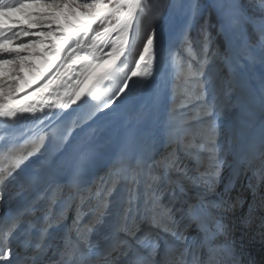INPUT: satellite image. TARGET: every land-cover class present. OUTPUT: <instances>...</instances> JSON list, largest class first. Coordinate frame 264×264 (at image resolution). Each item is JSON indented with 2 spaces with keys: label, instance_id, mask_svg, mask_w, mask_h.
Here are the masks:
<instances>
[{
  "label": "snow or ice",
  "instance_id": "snow-or-ice-1",
  "mask_svg": "<svg viewBox=\"0 0 264 264\" xmlns=\"http://www.w3.org/2000/svg\"><path fill=\"white\" fill-rule=\"evenodd\" d=\"M214 6L218 30L250 59L255 57L245 28L255 26L264 62V0H257L259 16L247 14L240 0H216ZM170 8L173 14L148 34L134 67L125 72L121 65L134 53L147 0H0V119L38 118L90 102L111 111L128 94L129 80L152 76L157 60L168 65L175 101L169 151L150 161L125 148L122 159L130 161L131 178L121 186L104 180L102 187L85 189L83 156L73 161L67 183L55 179L53 159L29 170L42 137L28 139L30 132L12 124L0 141V264H41L45 234L62 223L63 210L45 213L35 242L31 225L34 213L43 211L40 202L47 200L51 208L58 194L76 216L46 264H241L224 239L231 233L224 216L241 200L233 195L241 173L252 172L264 183V136L259 155L240 126L233 129L232 144L220 143L212 119V69L229 58L207 27L193 35L199 0ZM17 197L23 202L11 208ZM192 229L196 238L188 235ZM160 233L167 238L161 241ZM13 236L23 239L14 246Z\"/></svg>",
  "mask_w": 264,
  "mask_h": 264
},
{
  "label": "bare ground",
  "instance_id": "bare-ground-1",
  "mask_svg": "<svg viewBox=\"0 0 264 264\" xmlns=\"http://www.w3.org/2000/svg\"><path fill=\"white\" fill-rule=\"evenodd\" d=\"M175 2L179 3L180 0H175ZM172 14L173 10L171 9L167 18ZM176 14L182 16L183 13L177 9ZM257 67L258 77L261 78L264 86V66L259 64ZM170 79L171 76L169 74L168 65L160 60H157L154 64L152 76L146 78H133L129 83L128 94L124 96L123 99H118L119 102L115 104L111 111L104 109L101 111V114L98 115L99 117L97 116V121L90 120L88 123L85 122L86 124L74 132L71 140L68 142V144L73 143L70 150L67 149V144L66 148L54 159V167L59 170V174L55 176V179L63 183L69 182L71 180L72 163L81 156L84 157L82 182L85 189L92 184L91 182L94 181L97 173L99 174L101 170L112 165L117 168L119 163L126 164L123 168H117L121 180H129L130 174L128 171V164L130 161L125 162L122 159L125 148L136 157H142L150 161L154 160L153 158L156 154L157 145L162 143L161 146H163L166 143L163 140L169 135V126L173 116L172 114H168L171 111V106H169L168 103L171 96L170 89L172 90L173 87L170 83ZM145 95V99H148L147 102L149 103L148 107L144 109L142 108L144 103L142 98H144L143 96ZM122 106H124V109L126 108L128 113L123 114L122 118L119 117L118 122H116L114 117ZM55 110L57 109H54V111ZM61 112L62 110H57L55 114L54 112L52 114L49 112V115L45 114L41 119L24 117L19 121L11 123L0 119V141H3L9 134L12 124H16V128L22 131H27L25 129H28V132H30L33 129L34 131L30 133L36 134L38 131L42 130L48 122H52V120L56 121ZM50 116L52 119L48 118ZM116 117H118V115ZM255 117L251 119L248 111L245 110L239 126L243 129L246 142L252 138L260 139V141L255 144L256 150L258 151L261 147V138L264 136V111L255 115ZM36 119H38L36 122L30 124ZM23 122L24 124H22ZM109 130H111V134L108 132ZM102 131L103 134H99L102 133ZM98 134V140L103 138L101 143L95 142ZM104 135L106 136L105 140ZM105 141H107V143L104 145ZM94 146L96 148H94ZM38 162L32 164L28 169L31 170L36 168L34 165H38ZM253 183H255L254 179H249V184L253 186ZM253 188L255 191V186L250 189L252 190ZM248 192L251 193V191H247V193ZM37 194H39V190L34 195ZM220 195L223 194L221 193ZM22 202L23 198L21 197L15 202L12 208H16ZM243 207H245L243 210L244 213L242 210H237L236 213L230 210L227 215L224 216V220L230 226L231 231H233V229H239L240 231L244 230L241 224L243 219L248 215L251 204H243ZM65 208L66 211L71 213L72 209H68L65 205L60 207L59 212L61 210L64 212ZM238 214H240L239 217L237 216ZM44 215L45 213L43 212L42 216ZM69 215L70 214L65 215L66 219L63 220L62 223L50 228L44 242L50 244L49 239L51 238L53 245L50 246H55L63 241L65 233L67 232V227L71 226L68 222ZM239 218L242 219L239 221ZM247 221L248 217L244 219L245 225H247ZM49 223H51V220ZM31 226L33 242H35L36 233L39 231V228L34 225ZM236 237V241L240 244L238 247L246 250V252L250 254L254 264H258L260 260L264 261V248H258V246L254 245V233L241 234ZM95 238L94 236L93 239ZM19 239H23V237ZM19 239L17 236H13L12 238L13 242L17 243Z\"/></svg>",
  "mask_w": 264,
  "mask_h": 264
},
{
  "label": "rangeland",
  "instance_id": "rangeland-1",
  "mask_svg": "<svg viewBox=\"0 0 264 264\" xmlns=\"http://www.w3.org/2000/svg\"><path fill=\"white\" fill-rule=\"evenodd\" d=\"M172 1L173 0H171L170 5L172 4ZM215 2L216 0H199V3L201 5V11H200V15L197 16L195 19L193 35H196L197 30L200 29L201 26L207 27L209 32L212 33V36L215 40V47L218 49L223 47V49L226 52V55L229 58V62L227 64L221 62L219 66H214L212 69V72L214 73V77H215V91L213 93L212 98L214 99L217 105L216 115L212 117V119L215 120L218 126L220 132V143L232 144L233 129L239 126L244 111L245 110L248 111L251 119H254L255 115H258L261 111H264V103H262V97H264V86L261 81V78H259L257 74V68H258L257 66L259 64H262L264 66V62H261L260 59V53L262 48H261V43L256 36L255 26L248 25L245 28V39L248 41V46L252 50L251 54L254 55L255 57L254 59H250V54L245 52L244 48L240 44L236 43L235 41L230 42L229 38L218 30V13L214 6ZM240 3L242 4L243 9L247 14L253 16L260 15V9L257 7V0H240ZM170 5L168 6L167 12L166 14H164L161 20L162 22L158 26L157 30L164 23L167 13L170 9ZM145 31H147V25L142 26V23L140 21L139 24L137 25L136 47L134 53L133 55L128 57V62L126 64L121 65V68L124 69L125 72H127L130 68L134 67V60L138 59L139 52L142 50L141 48L143 47L140 37L141 34H143V32ZM137 43H141L142 47L139 48V44ZM131 80H129V83L131 82ZM109 87H114V86L109 85ZM170 94L171 96L168 103L169 106H171V111L168 114L174 115L175 101L173 95V87L172 90L170 89ZM143 97L144 98L142 99L144 103L142 108L145 109L146 107H148L149 102H147L148 99H145L146 95ZM96 103L98 102L80 104L79 106L72 105L69 108L62 109V112L60 113V115L58 116L59 118L56 121L52 120V122L51 121L48 122V124L44 126L42 130L38 131V133L31 134V136L28 137V139H32V138L39 139L41 137L42 139H40L39 142V150L34 152L30 158V163H28V168L35 162H38L40 159H41L40 161L46 158L54 160L56 156L66 148L68 142L71 140L76 130L81 128V126L88 123L90 120H96L97 116L101 114V111L104 110L102 106L99 109L95 108L94 104ZM56 111L57 110L54 111L53 109L51 111H48L47 114L49 115V112L50 114H52L53 112L55 114ZM182 111H186V110H182ZM125 113L127 114L128 112L126 108L124 109V106H122L119 112H117V114L115 113L116 115L114 119L116 120V122H118V118L119 117L122 118L123 114ZM175 114L179 115V113H175ZM188 114L190 115L191 113ZM117 115L118 117H116ZM43 116L44 115H39L38 118L41 119L43 118ZM48 118L50 119L51 116ZM37 120L38 119L32 121L30 124L36 122ZM22 124H24V122ZM25 130L27 131L24 132L29 131L28 129ZM33 131L34 130L32 129L30 132ZM108 132L111 134V130H109ZM99 134H103V131L102 133ZM99 134L97 135L95 142L101 143L103 138L98 140ZM105 139L106 136L104 135V140ZM163 141L166 142L167 145L163 148H161L162 143L161 144L159 143L157 145L156 154L155 157L153 158L154 160H159L164 154H166L169 151V144H170L169 135ZM21 143L23 144L24 141L22 140ZM106 143L107 141L104 142V145ZM72 145L73 143L68 144L67 149L70 150V147ZM94 148L96 147L94 146ZM259 150L257 151V155H259ZM230 166L231 165L229 164V166L225 170L224 173L225 179H228L230 177V173L228 170ZM34 167H37V165H34ZM246 177L248 178L247 180L248 183L247 185H244L247 182ZM130 178L131 177H129V179ZM251 178L254 179L255 181V183H253V186H255V191L264 188V183H261L259 181L258 176L254 177L252 172H246L240 174L239 179L235 184V189L241 190L240 188H243L244 192L246 193L247 191H251V193L248 192V194L251 195L254 191V188L252 190L250 189L251 187H253L251 184H249V179ZM104 180H112L117 184V186H121L127 182L125 180L123 181L121 180V176L119 172L116 171L112 165L110 167H106L105 169L101 170L99 174L97 173L96 178L94 179L93 182H91L92 184L90 183L91 185H89L86 189L102 187V181ZM11 190L12 188L10 186L9 191ZM219 192L220 190H218V193ZM20 198L21 197L15 198L12 201L10 207L12 208L15 202ZM246 203L248 202L245 201L244 204ZM62 205H65V201L63 199L62 194H58L56 196L51 208H49L47 200H42L40 202V208H42L43 211H36L34 213L35 220L32 223V225L38 226L43 212L47 213L49 211H54L58 213ZM63 213H64L63 220L66 219L65 215L70 214L68 218V222L72 226L73 218L76 216L75 209H72L71 213H69L68 211H66L65 208ZM238 232H244V230L240 231L238 229L236 230V233L238 234ZM231 233H233V231H231ZM249 233H253V232L248 231L247 233H241V234H249ZM258 264H263V261L260 260Z\"/></svg>",
  "mask_w": 264,
  "mask_h": 264
},
{
  "label": "trees",
  "instance_id": "trees-1",
  "mask_svg": "<svg viewBox=\"0 0 264 264\" xmlns=\"http://www.w3.org/2000/svg\"><path fill=\"white\" fill-rule=\"evenodd\" d=\"M171 0H147V9L141 19L142 26L147 25V31L141 34L140 40L143 42L147 39L148 34L152 32L153 29H157L164 14H166L168 6ZM139 48L142 47L141 43ZM138 46V45H137ZM142 49V48H141Z\"/></svg>",
  "mask_w": 264,
  "mask_h": 264
},
{
  "label": "water",
  "instance_id": "water-1",
  "mask_svg": "<svg viewBox=\"0 0 264 264\" xmlns=\"http://www.w3.org/2000/svg\"><path fill=\"white\" fill-rule=\"evenodd\" d=\"M174 2H175V0L172 1V3H174ZM170 11H171V8L169 9V11H168V13H167V16H168V14L170 13ZM167 16H166V18H167ZM166 18H165V20H166Z\"/></svg>",
  "mask_w": 264,
  "mask_h": 264
}]
</instances>
